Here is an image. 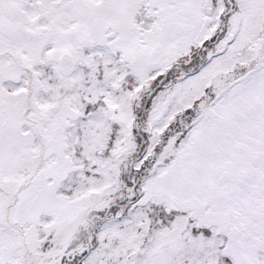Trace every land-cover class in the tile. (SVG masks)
Wrapping results in <instances>:
<instances>
[{
    "label": "rangeland",
    "instance_id": "obj_1",
    "mask_svg": "<svg viewBox=\"0 0 264 264\" xmlns=\"http://www.w3.org/2000/svg\"><path fill=\"white\" fill-rule=\"evenodd\" d=\"M30 2L24 9L40 19L43 13ZM206 3L215 30L225 12L233 10L230 24L247 5ZM51 35L55 48L44 49L40 45ZM63 37L45 30L29 39L24 32L20 54L12 51L10 62L0 65V264H264V254L253 250L245 262L235 243L194 219L196 208L179 205L178 184L192 171L177 173L172 163L167 167L164 159L152 158L160 154L164 123H153L151 146L142 145L139 153L142 142L131 115L141 116L143 99L159 80L147 87L127 65L112 69V56L85 54L78 42L65 48ZM28 39L37 44L25 43ZM176 51L184 59L192 56L190 50L167 48L168 69ZM65 54L90 60L85 64L81 58L78 70L64 77L58 60ZM175 78L173 71L168 93ZM155 116L159 120L158 112ZM144 125L139 121L138 130ZM202 212L203 207L198 215ZM239 218L231 210V223Z\"/></svg>",
    "mask_w": 264,
    "mask_h": 264
},
{
    "label": "flooded vegetation",
    "instance_id": "obj_2",
    "mask_svg": "<svg viewBox=\"0 0 264 264\" xmlns=\"http://www.w3.org/2000/svg\"><path fill=\"white\" fill-rule=\"evenodd\" d=\"M245 1L244 14L227 24L233 11L228 10L215 30L207 0H31L43 13L40 19L24 9L28 0H0V65L10 62L12 51L20 54L24 32L33 39L47 30L63 33L65 48L78 42L85 54L112 56V69L127 65L147 87L159 80L143 99L141 116L131 115L142 142L139 153L152 142L153 123H164L160 154L152 158L164 159L167 167L172 163L177 173L192 171L178 184L179 205L196 208L194 219L235 243L246 262L248 250L264 254V0ZM247 17L254 22L247 24ZM51 38L40 46L55 48ZM29 39L25 43L37 44ZM167 48L190 50L192 56L184 59L183 51H176L168 69ZM68 55L62 57L74 62L76 72L82 57ZM89 60L82 58L85 64ZM173 71L175 88L168 93ZM173 101L175 111L168 116ZM136 108L134 103L130 112ZM139 121H145L142 132ZM231 210L240 215L233 223Z\"/></svg>",
    "mask_w": 264,
    "mask_h": 264
},
{
    "label": "water",
    "instance_id": "obj_3",
    "mask_svg": "<svg viewBox=\"0 0 264 264\" xmlns=\"http://www.w3.org/2000/svg\"><path fill=\"white\" fill-rule=\"evenodd\" d=\"M74 62L68 57H62L59 61V71L64 77H71L74 73ZM107 217V216H106Z\"/></svg>",
    "mask_w": 264,
    "mask_h": 264
}]
</instances>
